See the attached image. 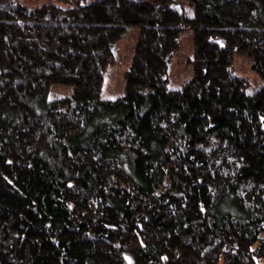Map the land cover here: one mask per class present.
Masks as SVG:
<instances>
[{
	"label": "trees",
	"instance_id": "1",
	"mask_svg": "<svg viewBox=\"0 0 264 264\" xmlns=\"http://www.w3.org/2000/svg\"><path fill=\"white\" fill-rule=\"evenodd\" d=\"M235 55L264 82V0H0V264H264V84Z\"/></svg>",
	"mask_w": 264,
	"mask_h": 264
},
{
	"label": "rangeland",
	"instance_id": "2",
	"mask_svg": "<svg viewBox=\"0 0 264 264\" xmlns=\"http://www.w3.org/2000/svg\"><path fill=\"white\" fill-rule=\"evenodd\" d=\"M185 15L192 18L194 14L193 7L189 4L184 6ZM140 35V27L132 26L127 29L122 39L113 47L115 62L108 68L105 76L101 97L104 100H116L125 94V74L131 66L135 47ZM180 46L173 54L169 63L168 80L169 87L173 89L180 88L185 82L193 78V31L184 26L179 39ZM233 72L243 77L247 83L249 92L261 88L264 84L260 75L252 68V60L240 55H235L233 61ZM50 93V100L54 98L70 95L72 88L69 86H54ZM61 93H56V90Z\"/></svg>",
	"mask_w": 264,
	"mask_h": 264
}]
</instances>
